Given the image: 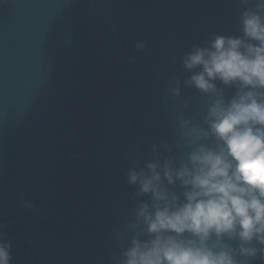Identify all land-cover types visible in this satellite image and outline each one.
<instances>
[{"label":"water","instance_id":"1","mask_svg":"<svg viewBox=\"0 0 264 264\" xmlns=\"http://www.w3.org/2000/svg\"><path fill=\"white\" fill-rule=\"evenodd\" d=\"M246 8L255 0H0V223L12 264H113L116 234L152 203L127 182L132 162L186 160L184 132L206 127L217 99L188 83L199 69L183 55L215 34L242 36ZM217 84L226 100L237 91ZM238 258L264 264V252Z\"/></svg>","mask_w":264,"mask_h":264},{"label":"clouds","instance_id":"2","mask_svg":"<svg viewBox=\"0 0 264 264\" xmlns=\"http://www.w3.org/2000/svg\"><path fill=\"white\" fill-rule=\"evenodd\" d=\"M255 9L241 13L242 36L215 34L207 46L193 45L183 55L186 69H199L188 83L217 99L207 126L184 132L192 147L186 160H161L156 153L143 167L139 158L132 162L127 182L152 203H141L135 221L116 234L121 252L113 264H250L238 256L264 252V0H255ZM135 47L143 50L146 42ZM218 81L236 86L231 99ZM173 92L179 95V87ZM177 184L182 196L169 187ZM5 227L0 223V264H12ZM230 240H238V248Z\"/></svg>","mask_w":264,"mask_h":264}]
</instances>
